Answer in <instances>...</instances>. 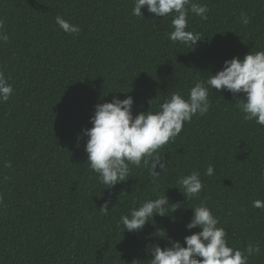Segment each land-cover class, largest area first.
I'll return each mask as SVG.
<instances>
[{"label": "trees", "instance_id": "16d2710c", "mask_svg": "<svg viewBox=\"0 0 264 264\" xmlns=\"http://www.w3.org/2000/svg\"><path fill=\"white\" fill-rule=\"evenodd\" d=\"M193 2L209 11L207 20L188 17L187 30L202 38L191 50L167 39L171 16L142 9L144 19L134 17V0H0L9 36L0 43V71L14 88L0 103V264H148L151 245H168L149 234L164 229L183 244L200 231L185 225L201 202L219 218L229 246L258 244L249 264H264V209L252 206L264 201V127L234 107L240 94L209 90L208 113L159 150L168 167L155 184L147 168L130 166L126 181L105 189L86 161L81 133L97 103L131 95L134 115L154 112L173 92L187 98L224 60L264 51V0ZM56 16L81 32H63ZM209 165L212 176L204 175ZM193 171L204 188L187 201L177 180ZM164 190L180 209L154 216L141 232H121V215ZM105 201L107 214L100 212Z\"/></svg>", "mask_w": 264, "mask_h": 264}, {"label": "clouds", "instance_id": "9594fccd", "mask_svg": "<svg viewBox=\"0 0 264 264\" xmlns=\"http://www.w3.org/2000/svg\"><path fill=\"white\" fill-rule=\"evenodd\" d=\"M142 9L155 17L171 16V31L166 34L169 41L190 45L193 50L202 40L200 33L187 30L188 17L192 14L207 20L209 8L206 4L193 0H134L132 15L144 19ZM239 19L244 25L249 23L245 13H241ZM55 24L67 34L78 35L81 32L79 25L70 23L62 16L55 17ZM8 40L4 21L0 19V43ZM213 89L232 93L234 98L240 94L242 98L236 99L234 107L245 121H253L264 127V51H249L243 58L224 60L221 70L211 73L206 80L194 83L187 98L173 92L154 112L141 111L134 115L133 97L128 95L119 99L114 95L110 102L94 106L89 118L91 127L82 129L81 133L82 137H87L84 146L86 161L97 174L99 183L109 189L118 182L126 181L130 166L147 168L152 183H157L161 172L168 167V160L163 154H158L159 150L181 133L184 123L190 122L194 116L208 113L211 106L209 90ZM13 93L12 83L0 71V103H6ZM4 166L11 167V164L5 162ZM213 174L214 168L209 165L204 175ZM260 175L264 177V170ZM177 184V189L187 201L198 199L204 188L197 171L180 176ZM165 190L155 199H146L138 207L129 208L126 214L121 215L117 222L121 232H141L146 223L154 224L149 223V219L153 221L154 216H170L180 209L179 202L169 204ZM252 206L264 209V201L254 200ZM190 209L193 214L185 227L187 230L198 228L200 231L184 236L183 244L168 237L164 229L149 234V239H167L168 245L163 248L159 244L151 245L147 250L152 257L148 264H249L250 257L260 254L258 244L249 243L243 250L229 246L226 230L218 226L219 218L213 215L205 203L201 202ZM108 211V202L105 201L100 212L107 214Z\"/></svg>", "mask_w": 264, "mask_h": 264}]
</instances>
